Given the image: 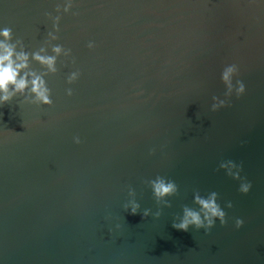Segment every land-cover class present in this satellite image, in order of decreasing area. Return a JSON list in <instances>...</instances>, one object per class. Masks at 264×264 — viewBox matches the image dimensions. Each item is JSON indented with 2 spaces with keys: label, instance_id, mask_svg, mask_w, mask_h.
I'll use <instances>...</instances> for the list:
<instances>
[{
  "label": "water",
  "instance_id": "obj_1",
  "mask_svg": "<svg viewBox=\"0 0 264 264\" xmlns=\"http://www.w3.org/2000/svg\"><path fill=\"white\" fill-rule=\"evenodd\" d=\"M65 2L0 0V26L26 51L50 54L45 14ZM74 4L78 15L62 16L51 42L71 53L45 77L52 105L19 106L17 97L0 108V264H264V2ZM230 63L245 94L212 112ZM227 161L241 165L248 194L219 167ZM157 177L177 186L160 203L149 183ZM213 192L224 226L172 228L196 208L194 195ZM133 198L140 208L130 216L123 205Z\"/></svg>",
  "mask_w": 264,
  "mask_h": 264
},
{
  "label": "clouds",
  "instance_id": "obj_2",
  "mask_svg": "<svg viewBox=\"0 0 264 264\" xmlns=\"http://www.w3.org/2000/svg\"><path fill=\"white\" fill-rule=\"evenodd\" d=\"M264 2V0H262ZM74 0H66L61 7L57 5L55 9V16L49 13L48 16L52 21V30L48 33V40L46 43L50 47V54L46 48L41 47L37 51L28 52L25 50L24 45L20 39H16L13 42L12 29L7 26H0V108L12 103L14 98L20 97L18 105H34V106H51L53 101L51 99V89L48 86V82L45 77L49 74H55L57 72V60L63 53L65 57L70 56V50H65L61 45L52 44V41L58 39L55 33L60 31V21L62 16L72 15L77 16L78 13L72 11L74 8ZM95 47L94 42L89 41L87 48L93 49ZM31 62H35L41 66L44 71L37 72L31 68ZM70 63H75L71 60ZM239 65L236 63L226 64L220 72V82L225 86L224 98L221 99L217 96H212L210 111L216 112L227 106H230V98L234 95L239 98L245 94V84L238 78ZM80 77L79 69L71 71L66 77V83L71 85L75 83ZM235 81V82H234ZM67 96L73 94L72 88L65 90ZM138 92L137 95H141ZM73 143H81L78 136L73 137ZM221 169H225L226 175L230 176L233 180L240 181L238 191L241 194H248L252 184L243 178L241 173V165L227 161L219 165ZM152 194L157 203L164 201L166 197L174 195L177 191L175 182L166 180L162 177H157L150 182ZM216 193H210L207 197L200 195H194L193 203L196 208L185 207L182 215L173 221L172 228L177 231L187 232L189 228L195 230L203 229L207 234L219 221L221 226L226 224V213L224 209L217 203ZM128 196L134 197V190L131 188L128 190ZM167 207V202L164 204ZM227 208H232L231 202L226 205ZM124 210L130 216L138 214L140 205L135 199H130L123 205ZM150 214V210L145 209L141 214V218L144 219ZM160 211L157 210L154 213V217L158 218ZM244 224L243 219L235 218L234 227L240 229ZM119 226H117L118 228ZM113 232V229H109V234Z\"/></svg>",
  "mask_w": 264,
  "mask_h": 264
}]
</instances>
